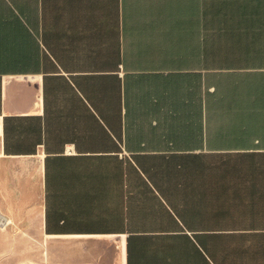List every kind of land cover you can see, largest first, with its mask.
<instances>
[{"label":"crops","instance_id":"0c3cea01","mask_svg":"<svg viewBox=\"0 0 264 264\" xmlns=\"http://www.w3.org/2000/svg\"><path fill=\"white\" fill-rule=\"evenodd\" d=\"M0 264H264V0H0Z\"/></svg>","mask_w":264,"mask_h":264},{"label":"trees","instance_id":"16d2710c","mask_svg":"<svg viewBox=\"0 0 264 264\" xmlns=\"http://www.w3.org/2000/svg\"><path fill=\"white\" fill-rule=\"evenodd\" d=\"M224 126H231V127H236V120H232V121H226Z\"/></svg>","mask_w":264,"mask_h":264},{"label":"built area","instance_id":"2783aa9c","mask_svg":"<svg viewBox=\"0 0 264 264\" xmlns=\"http://www.w3.org/2000/svg\"><path fill=\"white\" fill-rule=\"evenodd\" d=\"M68 152H72V150H68Z\"/></svg>","mask_w":264,"mask_h":264}]
</instances>
